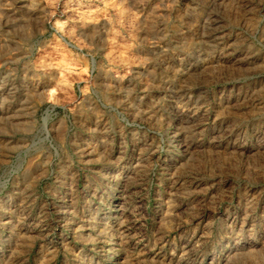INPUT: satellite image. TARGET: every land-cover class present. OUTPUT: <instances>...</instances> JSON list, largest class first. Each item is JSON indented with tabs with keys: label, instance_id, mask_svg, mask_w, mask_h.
<instances>
[{
	"label": "rangeland",
	"instance_id": "1",
	"mask_svg": "<svg viewBox=\"0 0 264 264\" xmlns=\"http://www.w3.org/2000/svg\"><path fill=\"white\" fill-rule=\"evenodd\" d=\"M0 264H264V0H0Z\"/></svg>",
	"mask_w": 264,
	"mask_h": 264
}]
</instances>
